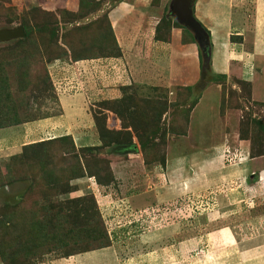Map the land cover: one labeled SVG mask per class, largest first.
I'll list each match as a JSON object with an SVG mask.
<instances>
[{
    "label": "rangeland",
    "instance_id": "obj_1",
    "mask_svg": "<svg viewBox=\"0 0 264 264\" xmlns=\"http://www.w3.org/2000/svg\"><path fill=\"white\" fill-rule=\"evenodd\" d=\"M95 2L79 0L75 10L47 11L36 2L0 0V29L20 26L31 32L27 39L24 34L23 38L0 43V124L13 127L17 119L26 124L59 113L58 93L69 94L66 86L70 87L67 82L71 75L65 71L58 79L50 65L58 58H69L67 47L72 48L70 42L81 35L67 34L71 28L83 27L80 23L90 14L99 15L117 0ZM172 2L151 1L154 8L150 7V15L159 18L158 28H163L156 38L171 42L172 28H176L192 40V30L171 14ZM108 12L101 13L98 20ZM205 32L209 41V32ZM102 43L105 49L112 47L109 40ZM97 51L101 56L116 50ZM211 51L210 42L209 52L199 46L200 78L193 85L130 83L121 89L120 97L98 95L100 100L89 106L106 148L78 149L69 136L28 145L18 152V141H7L10 128H0L5 139L0 142V264H45L100 249L119 252L121 258L109 259L104 251L100 259L92 257L90 264H115L117 260L120 264H148L153 260L163 264H222L220 258L236 262L246 245L261 242L264 228L258 219L264 217V184L258 185V168H252L248 161L264 156V100L252 96L253 84L246 77L216 75ZM76 92L71 97L77 98ZM82 97L87 102L95 99ZM221 145L216 154L221 164L230 168L228 180L214 181L212 166L207 170L196 164L183 169V174L174 172L170 178L155 174L139 177L140 182L131 183L136 191L152 192L144 197L145 202H138L140 205L129 199L123 204L120 195L103 203L100 193L94 195L83 182H75L85 165L95 182L111 185L116 191L115 173L110 169L114 156L121 162L115 163L119 171H128L127 165L135 170L136 163L160 170L168 157L188 156ZM130 159L135 162L130 163ZM243 170L246 177L242 178ZM196 180L205 188H191ZM224 225L231 226L237 244L221 250L216 238L208 234ZM166 229L168 237L172 236L167 240L160 234ZM175 234L195 237L192 252L183 258L175 254ZM148 252H155L150 260ZM210 253L218 255L215 260Z\"/></svg>",
    "mask_w": 264,
    "mask_h": 264
},
{
    "label": "crops",
    "instance_id": "obj_2",
    "mask_svg": "<svg viewBox=\"0 0 264 264\" xmlns=\"http://www.w3.org/2000/svg\"><path fill=\"white\" fill-rule=\"evenodd\" d=\"M23 1L36 2L47 11H58L65 8L75 10L79 2V0ZM96 1L99 2L100 0ZM151 1L117 0L113 7L110 5V8H107L109 10L107 13L108 23L111 25L121 51L120 56L82 57L78 61H72L69 58L63 61L55 60L51 63V71L58 79H62L61 77L65 75V71L70 73L71 79L73 77V80L70 79L67 82L70 87L66 86L69 94L58 93L61 102L59 101L60 105L58 104L60 111L57 115L10 127L9 130L12 132L9 134L7 141H18V152L28 145L52 142L69 136H71L74 146L78 149L102 147L89 106V104L92 105L100 100L98 95L103 97L112 94L120 97L121 89L132 83L171 87L174 86V83L193 85L198 81L200 78L199 44L195 38L194 43L190 37H183L182 31L176 28H172L173 39L171 42H166L163 39L158 40L156 35L163 28H158L159 18L150 15V7L154 8ZM193 4V17L204 30L206 29L209 32V42L212 49V70L214 73L228 79L231 76L236 78L246 77L253 84L252 96L259 98L260 101L264 100V57H262V51L264 50V0H195ZM107 10H101L99 13H104ZM100 14H90L92 17L89 16L80 24L85 26L95 22L102 16ZM234 23H236L235 27ZM235 38L237 40H234ZM255 62L257 63L255 64ZM248 64H252V67H248ZM135 79L136 81H133ZM77 86L78 88H76ZM75 92L77 98L71 97V94ZM83 95L95 99H90L89 103L82 97ZM17 134L18 137H16ZM3 137L0 134V142H2L1 140L5 141ZM223 146H214L205 150V152L188 156L168 157L164 166H160V170L157 168L146 169L143 164L141 167L139 163H136L135 170L131 169V165H127L128 171H126L127 169H120L119 171L116 169L115 163L118 165L121 162L114 156L111 159L110 169H113L115 173L114 185L116 191L111 185H100L95 182V178L87 173L85 165H83L84 175L77 178L75 182H83L85 184L83 187H90L89 189L93 190L92 194L94 195L100 193L99 199L103 200V203H108L115 196L120 195L119 199H123V204L129 199L130 202L140 205L138 202L142 199L145 202L144 197L150 193L152 194V192L136 191L137 187L134 184L131 185V183L136 180L140 182L139 177H149L155 174L158 177L170 178L174 172L175 174L178 172L183 174V169L186 170V167L196 164L207 170L212 166L211 173L213 179H215L214 181L220 178L221 181L228 180L230 168L222 165V159L216 154ZM111 155L113 156V154ZM129 161L130 163L135 162L132 159ZM248 162H251L252 168H258V185L264 184V156L254 158ZM202 163L207 165L202 166ZM242 168H239V171ZM244 173L246 172L243 170V173H241L242 178L246 177ZM255 175L256 173L252 176ZM192 178H194L193 175ZM204 186L206 185L200 184L199 180H196L191 188L198 191L204 189ZM259 220L263 222L262 226L264 228V217L259 218ZM230 227L224 225L218 232L208 234V237H212L214 240L216 238L218 247L221 250L231 249L237 244L236 234L232 232ZM168 232L169 229L161 232L162 238L166 237L167 240L169 238ZM176 237L178 247L175 249V254H179L183 258L192 252V242L195 237L187 235H177ZM245 242L247 241L245 240ZM255 242L256 244L246 245L245 248L240 250L238 261L230 263L229 260L222 257L220 258L222 264H264V236L261 242ZM104 251L103 249L95 250L70 259L56 260L45 264H57L58 262L61 264H90L92 257L100 259V255ZM213 251L214 249H211V252ZM105 252L106 257H109V259L112 256L117 259L121 258L119 252L112 250H110L111 253ZM154 254L155 252L146 253L149 256L148 259L153 258ZM210 255L213 260L218 256L213 253H210ZM157 258L159 259V257ZM117 263L120 264L121 262L117 260ZM148 264L163 263L159 260H153Z\"/></svg>",
    "mask_w": 264,
    "mask_h": 264
},
{
    "label": "trees",
    "instance_id": "obj_3",
    "mask_svg": "<svg viewBox=\"0 0 264 264\" xmlns=\"http://www.w3.org/2000/svg\"><path fill=\"white\" fill-rule=\"evenodd\" d=\"M95 3L97 5L99 4V2H95ZM95 3H94V7H95ZM93 10H96V8H94ZM108 22L109 21H108V17H107V14H106L105 16H103L102 21L97 20V21L92 22V23H90L88 25H85L83 27L75 26V27L71 28L70 32H68L67 34L70 35V33L71 34L78 33V34H81V35L78 37V39L74 40L75 42H73V41L70 42L72 44V48H70V46L67 47L70 50V53H71L69 58H71L72 61H78L82 57H84V58L98 57L99 55H96L95 51L98 50L97 52H99V50H101V49L107 50V52H111V51L116 50L112 54H104V55H101V56H106V55L107 56H109V55L120 56L121 55V51H120L119 46H118V44L116 42V38H115L114 34L112 33L111 25ZM104 25H105V29H104V27H102ZM24 30H25V37L24 38L27 39L31 35V32H27L25 27H24ZM104 40L111 41L112 47L111 48L109 47L107 49H105V47H102V45H103L102 42ZM192 40H194L193 37H192ZM71 49H73V50H71ZM72 53H74V54H72ZM68 59H65V60H68ZM56 60H63V59L58 58ZM93 117H94V120L96 122L97 129H99L98 125H97V121L98 120L95 117V114L93 115ZM15 121L17 123L12 125L13 127L14 126H18L20 124L18 119L15 120ZM0 122H1V119H0ZM10 127H11V125L7 124V123L0 124V128H10ZM54 141H52V142H54ZM45 143H51V142L49 141V142H45ZM102 146L105 147L104 143H103ZM106 147H108V145H106ZM92 149H95V148H92ZM91 151H94V150H91ZM85 168H86V166H85ZM83 170H84V168H83ZM86 170H87V168H86ZM80 172L81 173H79L78 178L83 176L84 173H85V171H83V172L80 171ZM87 173H88V170H87ZM90 176H92V175H90ZM99 184L101 185V182H99Z\"/></svg>",
    "mask_w": 264,
    "mask_h": 264
},
{
    "label": "water",
    "instance_id": "obj_4",
    "mask_svg": "<svg viewBox=\"0 0 264 264\" xmlns=\"http://www.w3.org/2000/svg\"><path fill=\"white\" fill-rule=\"evenodd\" d=\"M194 1L195 0H173L171 14L180 24L192 30L202 51L209 52L208 36L203 27L196 21L192 14V5ZM24 34L25 30L20 26L11 29H0V43L23 38Z\"/></svg>",
    "mask_w": 264,
    "mask_h": 264
}]
</instances>
